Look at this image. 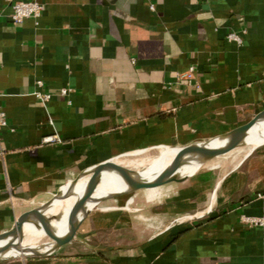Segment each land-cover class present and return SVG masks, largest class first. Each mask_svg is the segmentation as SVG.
I'll list each match as a JSON object with an SVG mask.
<instances>
[{
  "label": "crops",
  "instance_id": "crops-1",
  "mask_svg": "<svg viewBox=\"0 0 264 264\" xmlns=\"http://www.w3.org/2000/svg\"><path fill=\"white\" fill-rule=\"evenodd\" d=\"M14 1L45 9L15 25L0 0V233L91 166L207 142L264 110V0ZM204 168L101 204L51 257L0 264H264V227L241 224L264 217V145Z\"/></svg>",
  "mask_w": 264,
  "mask_h": 264
},
{
  "label": "water",
  "instance_id": "water-1",
  "mask_svg": "<svg viewBox=\"0 0 264 264\" xmlns=\"http://www.w3.org/2000/svg\"><path fill=\"white\" fill-rule=\"evenodd\" d=\"M261 124H264V110L254 115L244 125L207 142L184 147H166L176 151L171 163L147 178L141 177L139 171L118 164L115 159L87 168L74 180L63 186L49 201L25 212L17 219L11 229L0 233V262L17 258H48L53 256L61 248L77 239L83 223L88 219L91 212L101 204L139 192L148 193L159 190L171 184H182L198 174L209 163L226 157L243 147L249 134ZM187 167H198L199 169L191 176L181 174V171ZM105 173L118 178L123 188L117 192L97 196L98 187ZM85 180L87 182L83 193L76 197V187ZM73 197H76V200L68 214L67 230L64 235L60 236L53 228L54 218L50 216V211L57 203ZM26 226H33L42 230L49 241L36 247L23 246Z\"/></svg>",
  "mask_w": 264,
  "mask_h": 264
},
{
  "label": "bare ground",
  "instance_id": "bare-ground-1",
  "mask_svg": "<svg viewBox=\"0 0 264 264\" xmlns=\"http://www.w3.org/2000/svg\"><path fill=\"white\" fill-rule=\"evenodd\" d=\"M262 145H264V124H261L257 128L253 129V131L249 134L248 138L245 140L244 146L235 151V153L237 154L236 156L237 158H246V156L251 154L255 149ZM157 150L158 152L155 155L147 154L151 150L135 152L130 156L142 157L138 160H121L118 164L129 168L132 167L131 169L140 172L141 177L147 178L151 174L158 173L166 166H168L176 154L175 150L166 147H159L157 148ZM198 169V167H187L181 171V174L191 176L196 173ZM85 181L80 182L79 185L76 187V197L80 196L83 193L82 185ZM122 188L123 185L118 178L106 174L101 179L100 185L97 190V196H104L105 194H108L110 192H117ZM76 197L70 198L64 202L57 203L54 208L50 211V216L54 218L52 222L53 228L60 236L64 235L67 230L68 214L70 213V210L76 200ZM44 237L45 234L42 230L36 229L33 226H26L25 240L23 242V246H39Z\"/></svg>",
  "mask_w": 264,
  "mask_h": 264
},
{
  "label": "built area",
  "instance_id": "built-area-1",
  "mask_svg": "<svg viewBox=\"0 0 264 264\" xmlns=\"http://www.w3.org/2000/svg\"><path fill=\"white\" fill-rule=\"evenodd\" d=\"M9 6L11 8L10 19L15 25L24 23L29 19H38L42 16L45 9L44 5L38 2H22L8 0ZM229 42H234L238 45H242L243 39L237 33H230L227 36ZM196 81V74L194 68H191L188 72L177 75V82L193 84ZM42 87V83L39 84ZM199 87V86H197ZM69 90L64 89L61 91L63 96L69 94ZM37 98L42 103H47L51 100V94H37ZM8 126L7 115L5 111L0 107V131ZM57 141L56 136L48 137L46 143H54ZM3 153V151H1ZM185 222V219L181 220V223ZM241 224L247 226L249 229L263 228L264 227V217H247L243 216L241 218Z\"/></svg>",
  "mask_w": 264,
  "mask_h": 264
},
{
  "label": "rangeland",
  "instance_id": "rangeland-1",
  "mask_svg": "<svg viewBox=\"0 0 264 264\" xmlns=\"http://www.w3.org/2000/svg\"><path fill=\"white\" fill-rule=\"evenodd\" d=\"M158 152V150L157 149H154V150H151V151H149L147 154H150V155H155L156 153ZM236 153L234 152V153H231L230 155H228V156H226V157H222V158H220V159H216L215 161H213V162H211V163H209L208 164V166H210V165H212V164H215V163H220V162H223L224 160H226V159H228V160H231V159H233V158H235L236 157ZM142 156H130V155H127L126 157H122L121 158V160H125V159H127V160H138V159H140ZM130 168H132V167H130ZM206 168H203L201 171H203V170H205ZM230 169V168H229ZM226 170H227V168H226ZM200 171V172H201ZM143 193H145V192H140L139 194H143ZM137 194V193H136ZM133 195H135V194H133ZM133 195H128V198H132V196ZM134 198V197H133ZM137 208H138V206H137V202H136V199L134 198V204H132V205H130L129 207H126V209L128 210V211H131V212H133V213H135V214H137L136 212H134V211H136L137 210ZM139 214V213H138ZM187 220V219H186ZM141 223H143V222H141ZM49 241V239L47 238V237H44L43 239H42V241H41V244L42 243H45V242H48ZM17 259H20V258H17Z\"/></svg>",
  "mask_w": 264,
  "mask_h": 264
}]
</instances>
